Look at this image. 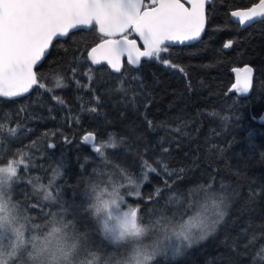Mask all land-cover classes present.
Here are the masks:
<instances>
[{"label": "trees", "instance_id": "16d2710c", "mask_svg": "<svg viewBox=\"0 0 264 264\" xmlns=\"http://www.w3.org/2000/svg\"><path fill=\"white\" fill-rule=\"evenodd\" d=\"M257 2L211 0L200 42L168 46L159 60L146 58L139 66L125 60L119 74L89 62L88 52L103 39L96 27L57 40L36 70L45 88L0 97V166L26 154V166H20L19 179L12 183L14 203L36 224L44 223L42 210H60L59 203L43 199L41 186L51 183L64 205L74 198L89 204L81 210L88 216L89 230L94 229L89 249L105 259H123L130 252L127 242L110 246L96 227L101 222L96 224L90 208L95 202L90 185L118 188L123 203L120 210L113 207V214L138 207L145 224L178 212L185 223L197 211L203 212L198 213L202 218L211 214L215 203L204 196L207 189L226 198L223 219L179 255L159 256L152 264H264V20L241 29L230 19L232 11ZM229 40L234 43L225 48ZM246 66L254 70L252 89L239 96L233 90V69ZM58 77L63 86H57ZM120 81L126 91H116ZM93 107L95 112L89 110ZM90 132L94 145L83 139ZM102 137L117 146L97 154L94 149ZM142 170L148 179L141 183ZM157 188L160 193L148 202Z\"/></svg>", "mask_w": 264, "mask_h": 264}, {"label": "snow or ice", "instance_id": "6c2138e0", "mask_svg": "<svg viewBox=\"0 0 264 264\" xmlns=\"http://www.w3.org/2000/svg\"><path fill=\"white\" fill-rule=\"evenodd\" d=\"M208 3L209 0H148L147 3L145 0H0V97H20L34 86L45 88V84L40 82L43 77L34 69L55 40L68 37L70 32L82 27L89 30L95 26L103 37L87 54L93 64L106 62L120 72L125 56L134 66H139L142 58L159 60L162 52H168L169 42L182 44L199 39L205 29ZM231 15L237 17L241 24L264 18V0H258L247 10L233 11ZM132 34L142 41L143 48L136 39H129ZM233 43L229 40L224 47L231 48ZM162 62L184 72L170 59ZM233 71L237 73L233 88L247 93L252 87L253 69L246 66ZM57 86H63L62 77L57 78ZM116 91H126L123 81ZM53 99L63 103L60 97ZM96 101H99L98 97ZM89 110L95 112L96 108ZM148 124L152 126L151 121ZM9 131L15 134L16 128ZM83 139L94 140L95 134L90 132ZM116 146L115 141L105 143L102 137L100 147L94 151L99 154L102 148ZM49 147L54 148L55 145ZM25 155L21 153L18 159H10L0 166V264H40L44 257L48 258L49 264H60L61 261L68 264H109L108 260L101 261L97 252L88 253L92 260L81 258L82 252L86 251V234L70 230V222L63 218L67 211L65 202L59 199V189H54L51 183L41 186L43 199L59 203L60 210L55 213L41 211V219L47 218V232L12 201L9 191L4 194L2 189L5 186L9 189L13 178L19 179L20 166H26ZM146 167L148 171L156 172L150 165ZM164 168L167 171L166 165ZM141 176V183L147 181V171L142 170ZM128 182L136 184L130 177ZM140 186L136 185L137 194ZM164 186L170 187L166 181ZM89 188L90 200L94 198L95 201L90 208L94 209L97 217L101 213L106 214L101 221L106 238L112 242L126 241L130 248L129 254L115 264H152L157 256L179 254L182 247L190 246L214 230L225 215L222 209L227 207L226 198L217 197L215 191L205 189L204 196L213 200L215 210L209 218L200 220L195 226L197 231H193L191 221L183 222V213L179 212L172 217L161 215L147 224L143 217L138 218V207H128L114 216L113 207L120 210L123 203L118 188L113 187L109 191L101 189L98 184ZM160 191V188L155 189L147 201H152ZM113 219L118 227L109 225ZM150 232L156 233V238L146 244L142 238Z\"/></svg>", "mask_w": 264, "mask_h": 264}, {"label": "rangeland", "instance_id": "374dc122", "mask_svg": "<svg viewBox=\"0 0 264 264\" xmlns=\"http://www.w3.org/2000/svg\"><path fill=\"white\" fill-rule=\"evenodd\" d=\"M14 179L15 178H13V181H14ZM13 181L11 182V186H10V188L8 189V191L10 192V194H11V199H12V201L13 202H15V199H14V192L12 191V183H13ZM54 204V206H56V204L55 203H53ZM87 208V207H89V204H87V203H85V202H79V201H77L75 198L74 199H72V200H68L67 201V204L66 205H64V208L67 210L65 213H64V216H63V218H64V220L66 221V222H70V230H73V231H75V232H77V233H84V234H86V237H87V245H86V251H83L82 252V255H81V258L82 259H87V260H92L93 258H92V256H90V255H88V253L89 252H97V253H99V255H100V258H101V261H103V260H108L109 261V264H114V262H116L118 259H119V257H113V258H104L102 255H101V253L99 252V251H96V250H90L89 249V246H90V243H91V235H92V233H93V231H94V229L93 230H89V228H88V226H87V224L89 223L88 222V216H87V214H82L81 213V210H82V208ZM21 209H22V207H20ZM24 210V209H23ZM127 210V209H126ZM125 210V211H126ZM25 211V210H24ZM55 212H58V210H57V208H55V211L53 212V213H55ZM119 212L120 211H116V213H114L113 215L115 216V215H118L119 214ZM198 213H203V212H201V211H197V213L195 214H193L192 215V217L191 218H189L188 219V221H191V223H192V225H193V231H197V229H196V225L199 223V221L200 220H203V219H206V218H209L210 217V215L211 214H205L204 216H203V218L198 214ZM105 215H103V214H101L100 215V217H97L96 215L94 216L96 219H95V222H96V224H99L101 221H102V218L104 217ZM212 218H214V217H212ZM187 221V222H188ZM186 222V223H187ZM102 223H100L99 225H96V227L99 229V230H101V231H103V229H102V225H101ZM39 225H41L42 226V230L44 231V232H47L49 229H48V227L46 226L47 225V219L45 220V222L44 223H42V224H39ZM109 225L110 226H112V227H118V224H117V221L115 220V219H113V220H110L109 221ZM96 232H97V234L99 233L97 230H96ZM210 232V231H209ZM208 232V233H209ZM38 234V233H37ZM26 235H27V233H26ZM105 236V235H104ZM106 237V236H105ZM205 237V236H204ZM41 238H42V236H41ZM156 238V236H150V235H147L143 240H144V243H146V244H149V243H151L152 242V240L153 239H155ZM107 239V238H106ZM109 240V239H108ZM199 240H201V239H196L190 246H187V247H182V249H181V252H183L185 249H187V248H189V247H191V246H193L195 243H197ZM110 241V240H109ZM111 243H113V244H109L110 246H113V247H118L117 245V243L118 242H112V241H110ZM101 245V244H100ZM180 252V253H181ZM179 253V254H180ZM179 254H177V255H179ZM164 256H175V255H173V254H171V253H168L167 255H162V257H164ZM157 257H159V256H157Z\"/></svg>", "mask_w": 264, "mask_h": 264}, {"label": "water", "instance_id": "95a60500", "mask_svg": "<svg viewBox=\"0 0 264 264\" xmlns=\"http://www.w3.org/2000/svg\"><path fill=\"white\" fill-rule=\"evenodd\" d=\"M210 1L211 0H209V3H210ZM182 2H183V0H182ZM208 3V4H209ZM208 4L206 5V11H207V6H208ZM186 6H189V5H186ZM243 10H247V9H243ZM235 11H238V10H235ZM233 12V11H232ZM231 12V13H232ZM206 17H207V12H206ZM230 19H231V21L232 22H234V23H236V24H238V25H240V27H241V29H246L247 27H250V26H252L253 24H255V23H257V22H259V21H263L264 20V18H256V19H254L253 21H251V22H246V23H244V24H241V23H239L238 22V18L237 17H233L231 14H230ZM206 25H207V20H206ZM206 25H205V29H204V31H203V33L201 34V36L199 37V39H197V40H193V41H185L184 43H179V42H169L168 43V45L167 46H188V45H193V44H196V43H198V42H200V40L202 39V37L204 36V33H205V30H206ZM93 27H95V26H93ZM92 27V28H93ZM78 30H85L83 27L81 28V29H78ZM78 30H73L72 32H70V34L71 33H73V32H75V31H78ZM90 30V29H89ZM69 34V35H70ZM135 39L137 40V44L138 45H140V43L142 44V41H140L139 40V38L135 35ZM66 38H68V37H64V38H58L57 40H64V39H66ZM130 39V38H129ZM57 40H55L54 42H53V44L57 41ZM53 46V45H52ZM95 47V46H94ZM52 48V47H51ZM51 48L49 49V51L45 54V57L41 60V62L36 66V68L34 69L35 71L37 70V68L43 63V61L45 60V58L47 57V55L49 54V52H50V50H51ZM90 52V51H89ZM89 59V58H88ZM143 59H146V58H142L141 60H143ZM125 60H128L127 59V57L125 56V57H123L122 58V61H123V66H124V61ZM89 62L92 64V66H94V67H99V66H101V65H107L111 70H112V72H114V73H116V74H119V73H121L122 72V70H123V66H122V68H121V71L120 72H116L114 69H112L111 68V66L110 65H108L106 62H102L101 64H99V65H97V64H93L92 62H91V60L89 59ZM248 67H250V66H248ZM252 68V67H251ZM233 73H234V75H235V83H234V85L236 84V79H237V73L236 72H234L233 71ZM253 78H254V70H253ZM253 84V83H252ZM35 87V86H34ZM33 87V88H34ZM32 88V89H33ZM31 89V90H32ZM251 89H252V87L250 88V90L247 92V93H240V92H238V94H239V96H245V95H248L249 93H250V91H251ZM30 90V91H31ZM233 90L234 91H236L234 88H233ZM29 91V92H30ZM28 92V93H29ZM27 94V93H26ZM12 98H15V97H12ZM263 118H264V116H263ZM87 135V134H86ZM85 141V140H84ZM88 145H94V143H95V139L94 140H89V141H85Z\"/></svg>", "mask_w": 264, "mask_h": 264}, {"label": "clouds", "instance_id": "9594fccd", "mask_svg": "<svg viewBox=\"0 0 264 264\" xmlns=\"http://www.w3.org/2000/svg\"><path fill=\"white\" fill-rule=\"evenodd\" d=\"M2 191H3L4 194L6 195V194H7V191H8L7 186H5V187L2 189ZM40 264H49L48 258H47V257L42 258L41 261H40ZM60 264H68V262H67V261H61ZM114 264H115V262H114Z\"/></svg>", "mask_w": 264, "mask_h": 264}]
</instances>
